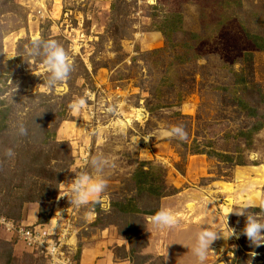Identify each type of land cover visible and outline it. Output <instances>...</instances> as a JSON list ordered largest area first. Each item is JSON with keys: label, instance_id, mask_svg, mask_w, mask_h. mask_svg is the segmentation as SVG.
I'll use <instances>...</instances> for the list:
<instances>
[{"label": "rangeland", "instance_id": "374dc122", "mask_svg": "<svg viewBox=\"0 0 264 264\" xmlns=\"http://www.w3.org/2000/svg\"><path fill=\"white\" fill-rule=\"evenodd\" d=\"M252 37H264V0H0V264H80L82 246L128 223L131 264H179L181 249L197 264L202 227L220 232L204 264H264V245L242 234L248 215L264 222V49ZM33 39L72 59L54 89L25 54ZM177 125L185 141L163 135ZM97 155L113 165L107 198L72 205V180ZM162 208L174 227L153 225ZM32 224L52 237L46 256L16 237Z\"/></svg>", "mask_w": 264, "mask_h": 264}, {"label": "clouds", "instance_id": "9594fccd", "mask_svg": "<svg viewBox=\"0 0 264 264\" xmlns=\"http://www.w3.org/2000/svg\"><path fill=\"white\" fill-rule=\"evenodd\" d=\"M25 54L30 58H42V64L47 73L45 83L49 89H54L58 84L67 80L73 70L72 59L65 48L55 39H33L31 46H26ZM85 105L86 100L84 98H79L70 105V108L73 113H78L84 109ZM17 132L21 136L27 134V128L22 122L18 124ZM163 135L166 137L178 138L180 141H185L187 139V133L183 126L180 125L173 126L169 130L164 131ZM150 137L151 136L147 137L145 141H148ZM6 155L11 157L14 153L11 149H8ZM110 166L113 165H110L108 159L102 155L94 156L89 161H86V167H89L91 171L84 170L75 175L69 192L65 195L70 200L71 204L79 207L87 205L90 202H99L102 197L106 199L105 191L107 183L104 172L105 169ZM235 212L237 215H244L242 211ZM152 223L158 228H172L176 225L177 219L171 210L162 208L152 216ZM231 230V234L228 237L237 235V238H239V234H236L234 229L231 228ZM218 233L220 232L210 227H202L201 230L196 233L191 251L196 258L197 264H204L208 253L211 251L210 245L219 238ZM242 234L245 235L254 246L258 247L264 245V222L255 214L248 215ZM16 237L19 238L20 236L16 235ZM19 240L21 239L19 238ZM25 247L27 246L25 245ZM44 259H46V257H44Z\"/></svg>", "mask_w": 264, "mask_h": 264}, {"label": "crops", "instance_id": "0c3cea01", "mask_svg": "<svg viewBox=\"0 0 264 264\" xmlns=\"http://www.w3.org/2000/svg\"><path fill=\"white\" fill-rule=\"evenodd\" d=\"M109 226H111V224H109ZM110 228L111 230H113L112 229L113 227H110ZM113 231L116 232V230H113ZM117 234L118 233L116 232V235L114 236L112 235V232H111V235L109 236V238L105 240L106 241L105 246L102 240L98 241L97 243L95 242V244H92V245L82 246L81 251L79 252L80 264H131V261H129L130 249L127 246V239L130 235H128L125 231L124 235L121 236L120 238L118 237ZM116 241H119L121 243L117 244ZM111 243L116 244V246L114 247L118 248L119 252L122 254V256L120 255L122 258H118L115 255V251L112 250L113 248H111V246H108ZM172 250L173 251L171 253L174 254L175 251L174 249ZM186 252L187 251H185L184 249L178 250L177 252L178 260L177 261L179 264H184L183 260L185 259L182 260V258H183V254H185ZM13 257L16 259L14 264L18 263L17 260L19 257L18 256L16 257L15 254L13 255Z\"/></svg>", "mask_w": 264, "mask_h": 264}, {"label": "built area", "instance_id": "2783aa9c", "mask_svg": "<svg viewBox=\"0 0 264 264\" xmlns=\"http://www.w3.org/2000/svg\"><path fill=\"white\" fill-rule=\"evenodd\" d=\"M2 224L5 226V228L9 231H15L16 230V226H14V224L9 223L7 220L2 219L1 220ZM45 229V228H44ZM44 229L42 230V228L40 227V225H32L29 228H21L20 230V234H18L20 237V239L29 247L34 250H41V252L44 254V252H46V255H48L49 252V246H47L48 244H50L51 246L53 244H51L50 239H52V237H49L48 235L45 234ZM46 235V236H45ZM41 236H43V239L41 238ZM41 238L42 242L39 241V239ZM50 238V239H49ZM48 239V240H47ZM43 243H47V244H43ZM33 244V245H32ZM54 251H55V247H54ZM49 252V253H48ZM45 255V254H44ZM45 255V256H46ZM52 258H54L55 260L53 261L54 264H66L64 262V259H58L57 256L53 257L52 254ZM58 261V262H57Z\"/></svg>", "mask_w": 264, "mask_h": 264}, {"label": "trees", "instance_id": "16d2710c", "mask_svg": "<svg viewBox=\"0 0 264 264\" xmlns=\"http://www.w3.org/2000/svg\"><path fill=\"white\" fill-rule=\"evenodd\" d=\"M251 42L253 43L254 48H258V49H264V37H256V40L252 37L251 38ZM139 182V181H138ZM128 206V205H127ZM127 206H121V209L124 210V207ZM128 208V207H127ZM131 224L128 223L126 225V233H127V229L129 228ZM129 235V234H128ZM130 237V236H129ZM3 254H0V256H2ZM6 258V259H5ZM5 261H3L4 264H14L16 259L13 257V255H8L7 257H4ZM1 261V260H0Z\"/></svg>", "mask_w": 264, "mask_h": 264}, {"label": "bare ground", "instance_id": "6f19581e", "mask_svg": "<svg viewBox=\"0 0 264 264\" xmlns=\"http://www.w3.org/2000/svg\"><path fill=\"white\" fill-rule=\"evenodd\" d=\"M189 208V207H188Z\"/></svg>", "mask_w": 264, "mask_h": 264}]
</instances>
